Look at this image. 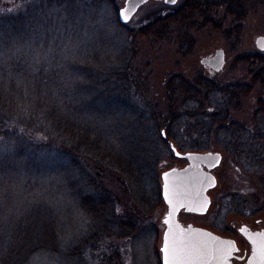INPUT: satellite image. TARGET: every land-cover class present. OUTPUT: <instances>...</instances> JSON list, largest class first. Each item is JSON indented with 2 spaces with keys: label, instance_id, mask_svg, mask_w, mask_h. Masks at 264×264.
<instances>
[{
  "label": "trees",
  "instance_id": "1",
  "mask_svg": "<svg viewBox=\"0 0 264 264\" xmlns=\"http://www.w3.org/2000/svg\"><path fill=\"white\" fill-rule=\"evenodd\" d=\"M111 1L102 0L106 13L85 6L57 34L51 29L60 22L38 15L45 0H0V264H115L118 242L138 257L133 264L157 258L159 170L172 146L199 152L212 141L264 180V108L249 124L231 114L264 84V55L235 58L247 66L248 83L169 75L166 109L139 59L140 41L188 56L213 7L236 17L261 0H184L136 28L118 21ZM255 211L242 194H224L214 224Z\"/></svg>",
  "mask_w": 264,
  "mask_h": 264
},
{
  "label": "rangeland",
  "instance_id": "2",
  "mask_svg": "<svg viewBox=\"0 0 264 264\" xmlns=\"http://www.w3.org/2000/svg\"><path fill=\"white\" fill-rule=\"evenodd\" d=\"M211 1H215L214 3H216L219 0ZM111 3L116 7L117 12L124 5V0H112ZM259 3V5L255 6V10H250L249 6L246 5L245 9H247L248 13L242 21L237 20V16L241 14L239 11H237V19H235V16L225 13L224 7H213L212 11L214 12L208 27L202 29V31H195L193 33L195 45L193 51L188 56L180 55L172 45H160L159 47L150 49L140 41V64L144 65L147 71L149 70L150 83L152 84L155 98L158 99L162 109H166V103L163 100V81L171 74L179 73L191 80L197 72H200L213 77V80L220 84L233 81L248 83L250 81L247 66L240 64L238 61L235 63V58L242 53L264 54V52L257 50L254 43L257 36L264 35V0H261ZM173 10H175L174 6L164 4L161 1L148 0L137 10L127 26L136 28L161 14ZM109 13L111 14V11ZM238 23L241 24L239 36L229 34V30ZM217 49H223L225 65L221 71L214 73L202 66L200 59L213 55ZM240 102V109L232 111V117L236 121L249 124L254 111L264 108V84L254 85L251 92L242 98ZM209 145L207 151L219 152L221 154V161L211 171L216 178V186L208 191L211 200L208 211L204 215L181 211L178 215V220L183 226L192 225L201 227L213 230L222 236L233 238L238 247L236 252L238 258H236L234 264H242L248 256H251V247L247 239L239 232V229L242 227H246L247 230L264 229L263 175L243 172L234 164L232 158L223 150L216 147L212 141L209 142ZM202 152L206 151H199V153ZM185 165V159L176 157L173 153V157L162 163L159 174L161 175L167 169L180 168ZM228 193L242 194L255 207L256 211L254 214L248 216L237 213L229 214L226 220L222 221L224 224L223 229V227L215 225L214 221L220 197ZM118 196L127 205L130 204L129 197H127L125 191L119 189ZM166 212L167 207L163 204L155 216V224L158 231L156 246L158 256L157 258L156 255H150L151 258L146 256L144 264H161L160 246L165 229L163 218ZM114 245L117 250L114 249L120 257L119 261L115 262V264H133L132 261H138V257L133 256L131 248L126 243L118 242Z\"/></svg>",
  "mask_w": 264,
  "mask_h": 264
},
{
  "label": "snow or ice",
  "instance_id": "3",
  "mask_svg": "<svg viewBox=\"0 0 264 264\" xmlns=\"http://www.w3.org/2000/svg\"><path fill=\"white\" fill-rule=\"evenodd\" d=\"M34 3H38L39 0H33ZM175 4L177 0H166ZM146 3V0H129V6L120 10V18L125 22L131 19V14H134L137 7ZM85 6L88 9H93L95 6H99L102 13H106V6L103 5L102 0H45L44 7L38 14L41 18L48 17L49 19L55 18L56 21L60 22V27H53L51 31L61 34L65 27V22H69V18H82ZM8 11H12L9 9ZM36 31V29H34ZM43 35V32L39 33ZM55 39V37H53ZM258 45L264 46V40L258 41ZM4 44L0 42V57L3 55ZM39 61V53H37V62ZM209 157L214 161H219V155ZM215 166V165H214ZM175 171V170H173ZM187 171V170H185ZM170 173L165 172L164 178L167 181ZM205 180L208 184H214V181L208 177H203L201 183ZM165 197L168 203L172 206V210L168 214V218L165 219L164 223L169 224L170 219L178 207L184 206L182 203H174L172 196L170 195L171 189L169 185L165 184ZM197 206L204 208L207 205V201L196 202ZM243 231V229H242ZM257 239L252 240L253 250L252 256L249 259V264H264V234H255ZM251 239V237H250ZM234 251L233 242L215 240L209 244L203 241H194L190 238H186L183 235V229L179 226H170L169 232L165 235V242L161 248L163 264H211L215 261L216 264H227V261L232 256Z\"/></svg>",
  "mask_w": 264,
  "mask_h": 264
},
{
  "label": "water",
  "instance_id": "4",
  "mask_svg": "<svg viewBox=\"0 0 264 264\" xmlns=\"http://www.w3.org/2000/svg\"><path fill=\"white\" fill-rule=\"evenodd\" d=\"M147 1L148 0H146V2ZM156 1H161V0H156ZM163 1L167 5H173V3L166 2V0ZM142 5L137 7L135 13ZM128 6H129V0H124V5L117 10V19L121 24H127L131 20L130 19L128 22H125L120 18V10ZM135 13L131 14V18L135 15ZM260 40H264V36L262 35L257 36L255 38V45L259 50L264 51V46L258 45V41ZM200 63L202 66L209 68L213 72L221 71L225 65V54L223 49H217L214 52V54L211 56L202 57L200 59ZM172 151L176 157L186 159L188 163L184 167L167 169L163 171L160 175L161 196L164 204L167 207V212L163 218V222L165 221V219L168 218V214L172 210V206L168 203V200L165 197L166 183L169 185L171 189L170 195L172 196L173 202L178 204L182 203L184 206L178 207L176 209V211L174 212V214L170 219L169 224L164 223L166 225V228L164 229L162 235L160 252L165 242V235L166 233L169 232L170 226L175 227L177 225L179 226L180 229H183V235L186 238H190L194 241H203L212 244L214 238L215 240L233 242L230 239L217 235L216 233H214L209 229L196 227L192 225L183 226L178 220V215L181 211H185L187 213L196 214V215H204L205 213H207L211 202L210 197L208 195V191L216 186V178L211 171L220 163L221 154L219 152H210V151H206L202 153L187 151L182 153L177 151V149L174 146H172ZM209 154H212V157H215L218 154L219 161L218 162L214 161L212 158L209 157ZM201 164H204L206 166V169L198 167L201 166ZM165 172L170 173V176L167 181L164 178ZM203 177H208L209 179L213 180L214 184L209 185L207 180L201 183L200 181ZM205 200L207 201L206 207L200 208L197 206L196 202H203ZM257 233L264 234V229L259 231L244 230L242 232L243 236L247 239V241L250 244L251 256L253 250L252 240L257 239L255 235ZM233 247L235 251L236 249L234 244ZM251 256L246 260L245 264H249V259L251 258ZM161 264H163L162 253H161ZM211 264H216V262L212 261ZM227 264H231V262L228 260Z\"/></svg>",
  "mask_w": 264,
  "mask_h": 264
},
{
  "label": "flooded vegetation",
  "instance_id": "5",
  "mask_svg": "<svg viewBox=\"0 0 264 264\" xmlns=\"http://www.w3.org/2000/svg\"><path fill=\"white\" fill-rule=\"evenodd\" d=\"M161 2H163L164 3V1L163 0H161ZM184 2V0H177V2L175 3V4H173V5H171V6H174L175 7V10L182 4ZM263 8H264V6H263ZM249 9L250 10H255L256 9V7H255V5L254 6H250L249 7ZM237 11H239V12H241V14H242V12H243V15L241 16V19H240V16H238V21H242L244 18H245V16L247 15V9H245V8H243V9H236V13H237ZM240 28H241V24L240 23H238L237 24ZM262 36H264V35H262ZM254 43H255V40H254ZM256 46V45H255ZM257 48V47H256ZM257 50H259L258 48H257ZM259 51H261V50H259ZM261 52H264V51H261ZM257 54V53H256ZM259 55H264V54H259ZM208 69V68H207ZM186 161V160H185ZM186 164H187V161H186ZM198 167H201V168H203V169H206V166L204 165V164H201V166H198ZM165 228H166V225H165ZM242 229H243V231L244 230H247V228L246 227H242V228H240L239 229V232L242 234ZM211 231H213V230H211ZM253 231H256V230H253ZM214 232V231H213ZM214 233H216L217 235H219V236H221V237H224V238H227V239H230L231 241H233V244H234V246L236 247V250L235 251H233V254H232V256H231V258L229 259V261L231 262V264H234V261L236 260V258H238V256L236 255V252H237V250H238V247L236 246V243H235V241H234V239L233 238H231V237H227V236H222V235H220L219 233H217V232H214ZM243 235V234H242ZM249 258V256L246 258V260ZM245 260V261H246ZM245 261H244V263H242V264H245Z\"/></svg>",
  "mask_w": 264,
  "mask_h": 264
},
{
  "label": "bare ground",
  "instance_id": "6",
  "mask_svg": "<svg viewBox=\"0 0 264 264\" xmlns=\"http://www.w3.org/2000/svg\"><path fill=\"white\" fill-rule=\"evenodd\" d=\"M160 183H161V179H160ZM161 187V186H160Z\"/></svg>",
  "mask_w": 264,
  "mask_h": 264
}]
</instances>
